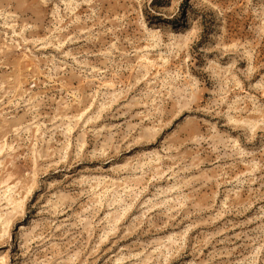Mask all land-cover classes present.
I'll list each match as a JSON object with an SVG mask.
<instances>
[{
	"label": "rangeland",
	"instance_id": "374dc122",
	"mask_svg": "<svg viewBox=\"0 0 264 264\" xmlns=\"http://www.w3.org/2000/svg\"><path fill=\"white\" fill-rule=\"evenodd\" d=\"M0 150V264H264V0H0Z\"/></svg>",
	"mask_w": 264,
	"mask_h": 264
},
{
	"label": "bare ground",
	"instance_id": "6f19581e",
	"mask_svg": "<svg viewBox=\"0 0 264 264\" xmlns=\"http://www.w3.org/2000/svg\"><path fill=\"white\" fill-rule=\"evenodd\" d=\"M7 12V11H6ZM9 12H11V11H9ZM169 17H172V16H174V14H171V15H168ZM14 32H15V30H13ZM171 35L174 37V38H176V37H178V35H176L175 33H171ZM152 36L153 37H157L158 39H160V37H161V35L160 34H158V33H156V32H152ZM145 59H146V61L148 62V63H152L153 62V60L150 58V57H148V56H145ZM146 65V64H145ZM86 105V104H85ZM104 105V104H103ZM85 110V109H84ZM1 151V150H0ZM8 189V188H7ZM12 190V189H11ZM10 191V190H9ZM14 196L15 195H13L12 194V192H10V194L7 196V199H8V201L9 202H13L14 203V201L16 200L15 198H14ZM2 217V216H1ZM2 260L4 259V257H0Z\"/></svg>",
	"mask_w": 264,
	"mask_h": 264
}]
</instances>
